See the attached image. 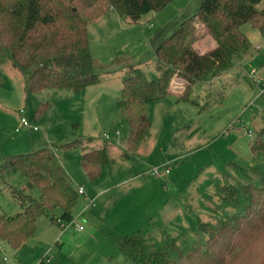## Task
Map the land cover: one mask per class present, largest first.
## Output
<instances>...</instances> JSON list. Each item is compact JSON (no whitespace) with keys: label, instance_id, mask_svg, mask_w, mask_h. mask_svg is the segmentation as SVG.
I'll list each match as a JSON object with an SVG mask.
<instances>
[{"label":"rangeland","instance_id":"obj_1","mask_svg":"<svg viewBox=\"0 0 264 264\" xmlns=\"http://www.w3.org/2000/svg\"><path fill=\"white\" fill-rule=\"evenodd\" d=\"M196 4L197 0H172L134 23L116 11L90 21L89 50L98 82L78 93L54 88L28 92L26 76L5 60L0 68V157L50 147L72 187L82 185L85 190L78 193L69 221L53 222L49 213L37 220L32 236L19 249L0 241L3 264H130L111 237L131 233L155 245L191 247L207 236L202 223L214 225L237 212L229 201L232 188L258 184L252 167L264 168V152L254 159L250 142L264 146V132L258 133L264 129V39L249 24L241 26L251 44L241 63L193 84L187 99H177L183 80L173 76L170 85L176 94L145 103L151 138L141 146L140 156L121 155L129 131L116 106L122 76L130 67H139L147 79L155 78L150 35L192 13ZM258 6H264V0ZM214 44L202 34L195 46L204 51ZM40 104L47 108L34 116ZM21 115L36 129L15 130ZM104 133L110 138L106 140ZM74 139L85 148H107L110 164L96 178L89 179L80 165L81 146L59 147ZM160 162L170 164L169 174H144ZM24 186L25 178L18 172L0 176V215L20 209L13 190H20L22 197ZM58 211L53 213L56 219ZM242 253L234 264H264V230Z\"/></svg>","mask_w":264,"mask_h":264},{"label":"trees","instance_id":"obj_2","mask_svg":"<svg viewBox=\"0 0 264 264\" xmlns=\"http://www.w3.org/2000/svg\"><path fill=\"white\" fill-rule=\"evenodd\" d=\"M171 1L0 0V68L9 59L26 76L28 92L47 88L81 92L98 82L90 56L88 23L110 9L134 23L141 15L158 11ZM261 1L197 0L192 13L154 30L149 40L157 76L147 79L139 67H130L122 76L116 98L129 127L122 156L130 157L148 133L145 103L171 95L170 81L174 75L183 80L177 99H187L193 84L217 77L244 59L251 44L241 30L243 24H249L264 39V6H258ZM202 34L215 44L199 52L195 43ZM46 108V104L38 105L34 116H40ZM263 132V128L258 130L261 135ZM78 146V139L59 145L61 149ZM81 147L79 162L92 180L111 159L105 146ZM250 149L254 159L264 152V146L251 142ZM253 167L258 184L246 183L239 190L232 188L229 201L238 207L237 212L214 225L202 223L200 229L207 236L196 245H155L139 233L112 236V242L130 264H234L264 230V168ZM4 172L20 173L25 178V193L21 197L20 190H13L19 196L20 209L0 215V241L16 250L32 236L41 216L51 213L50 220L56 223L72 219L78 192L52 148L43 146L0 157V176ZM56 209L60 211L59 219L53 216Z\"/></svg>","mask_w":264,"mask_h":264},{"label":"built area","instance_id":"obj_3","mask_svg":"<svg viewBox=\"0 0 264 264\" xmlns=\"http://www.w3.org/2000/svg\"><path fill=\"white\" fill-rule=\"evenodd\" d=\"M257 47H258V46H257ZM257 82H258V80H257ZM19 111H20V113H21V112H22V108H20ZM22 126H27V127L30 128V129H36V126L33 125V124H31V123L27 120V118H26L25 116H23V115H21V116L19 117V124H18V126L15 128V130H18V129H19L20 127H22ZM246 132H247V134H248L249 136L252 135V131H251L250 129L246 130ZM114 134H115V135H119V130H117V129L114 130ZM103 137L107 140V139L110 138V135H109L108 133H104V134H103ZM169 172H170V167H169V165H167V164L152 166V167L148 170V174H150V175H152V176H160V177H163V176L167 175ZM76 190H77L78 193H83L85 189H84V187H83L82 185H78L77 188H76ZM78 215H79V214H78ZM78 215H77V216H78ZM72 223H74V222L72 221ZM76 227H77L78 230H81V229L83 228L82 224H80V223L77 224ZM0 259H1L2 261L6 260V256L3 255V251H2V249H1V247H0Z\"/></svg>","mask_w":264,"mask_h":264},{"label":"crops","instance_id":"obj_4","mask_svg":"<svg viewBox=\"0 0 264 264\" xmlns=\"http://www.w3.org/2000/svg\"><path fill=\"white\" fill-rule=\"evenodd\" d=\"M110 11H114L113 9H110L109 10V12ZM149 12H147V13H145V14H143V15H141L140 16V18L137 20V22L142 18V16H146L147 14H148ZM106 14V13H105ZM104 15V14H103ZM129 22V21H128ZM257 47V46H256ZM208 49V48H207ZM206 50V49H205ZM199 52H203V51H199ZM175 76V75H174ZM172 79H173V77H172ZM211 82V81H210ZM173 87H172V85H170V90H171V94L173 93V94H176V93H174L175 91L172 89ZM120 91V90H119ZM118 97V96H117ZM116 97V98H117ZM116 106H117V104H116ZM117 109H118V106H117ZM118 111H119V109H118ZM119 113H120V111H119ZM121 114V113H120ZM116 130V129H115ZM150 136V133H149V130H148V133L146 134V136L142 139V141L140 142V144H139V146H138V148L136 149V151L134 152V154H137V156H140V148H141V146L143 145V144H146L148 141V138H151V136ZM182 142L183 141H181V144H182ZM88 147L89 148H91V147H93V146H90V145H88ZM175 148L173 147V150H174ZM121 155H122V153H121ZM130 159V158H129ZM129 159H127L128 161H130ZM164 163V162H163ZM133 163H131V162H127V166L128 167H131V165H132ZM165 164H167V165H169V167H170V164L169 163H165ZM159 165H162V163L160 162V164ZM164 165V164H163ZM152 166H150V167H148L147 169H145L143 172H144V174H148V170L151 168ZM171 170V169H170ZM169 174V173H168ZM136 176V175H135ZM85 189V188H84ZM35 195H37V192L36 193H34ZM59 213H60V211H58V215H59Z\"/></svg>","mask_w":264,"mask_h":264}]
</instances>
